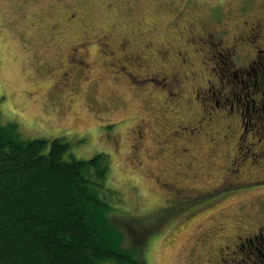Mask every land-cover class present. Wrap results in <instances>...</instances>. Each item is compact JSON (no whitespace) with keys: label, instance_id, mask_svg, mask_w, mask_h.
Listing matches in <instances>:
<instances>
[{"label":"rangeland","instance_id":"374dc122","mask_svg":"<svg viewBox=\"0 0 264 264\" xmlns=\"http://www.w3.org/2000/svg\"><path fill=\"white\" fill-rule=\"evenodd\" d=\"M263 1L0 0V123L17 124L23 139L67 138L72 144L65 155L68 159L107 154L110 173L105 196L114 208L112 222L124 235V247L140 251L147 264H261L264 241H254L244 248L241 244L264 225V110L260 96H254L252 91L248 94L243 84L230 95V101L236 99L245 114H251L250 120L245 115L250 129L247 132L240 111L216 110L214 102L206 99L207 93L199 88L221 90L229 97L235 79L225 67L219 68L223 65L220 61H228L225 44L220 46L219 37L209 40L198 32L202 29H194L200 37L190 38L187 48L179 44L187 51L196 77L186 63L171 59L172 66L166 65L167 58L162 55L163 62L156 53L164 51L165 44H177L179 30L196 21L231 41L226 45L232 47L230 60L235 69L255 64L259 55L264 56V24L259 37L247 34L243 39L240 31L243 21L264 23L260 6ZM63 5L85 16L87 25L94 26L96 37L97 33H109L113 47L119 45L120 37L127 36L118 34H128L131 29L140 30L133 41H140L144 47L156 40L158 45L152 52L143 54L142 65L150 73L158 72V68L171 69L178 80L174 78L167 85L156 80L139 89L124 77L113 80L96 72L82 80L76 77L75 68L71 77L61 81L59 74L66 67L70 43H79L88 33L87 28L67 22L57 31L51 29L52 22L64 13H59ZM111 28L115 33L108 31ZM132 49L142 50L138 45ZM115 50L113 59L119 57L122 61L121 50ZM60 84L63 93L59 91ZM180 89L184 90L182 94H178ZM160 100L165 101V110ZM177 114L180 118L173 122ZM144 119L151 122L153 129L164 123L174 129L178 122L195 127L200 121L204 132L228 135L222 146L220 143V167L215 169L176 163L169 151L155 155L158 149L152 136L148 138L150 149L142 153L149 167L166 165L173 179L189 187L207 191L219 185L222 188L213 196L194 201L202 203L207 197L211 202L189 221L186 217L192 205L174 209L164 205L169 195L164 187L132 162L131 143L135 136L131 128ZM229 123L232 130L228 129ZM109 133L111 138L106 135ZM225 243L230 244V249H222L221 254L218 249ZM239 248L242 249L237 254L233 252ZM248 257H254L252 261L256 263L244 262Z\"/></svg>","mask_w":264,"mask_h":264},{"label":"trees","instance_id":"16d2710c","mask_svg":"<svg viewBox=\"0 0 264 264\" xmlns=\"http://www.w3.org/2000/svg\"><path fill=\"white\" fill-rule=\"evenodd\" d=\"M71 145L0 123V264H147L112 222L108 155L68 159Z\"/></svg>","mask_w":264,"mask_h":264},{"label":"flooded vegetation","instance_id":"af4514ba","mask_svg":"<svg viewBox=\"0 0 264 264\" xmlns=\"http://www.w3.org/2000/svg\"><path fill=\"white\" fill-rule=\"evenodd\" d=\"M260 6L261 10L264 12V1L260 4ZM83 18L84 16L78 14L76 10L66 8L64 13L60 14V19H56L52 22L53 25L51 26V29L53 31H57L59 26L63 24V22H67L70 25L72 24L81 26L87 28L88 30V33H85L83 40H81L79 43H70L67 52L66 67H63L61 69V73L59 74V76L61 75V81L65 82L67 77H71L75 68L76 69L74 70V72L78 73L76 77H81L82 80H86L88 78V74L92 75V73L96 72V74H99L102 77H110L113 80L124 77L128 80L129 84L139 89L145 88L146 85L150 84L149 82H156V80L163 82L164 85H167L175 78L176 73L171 69L158 68V72L150 73L144 67V65H142L141 59L143 58V54L152 52V48L157 44L156 40H152L150 44H146L144 47V45L139 44L140 41H133L134 36L138 35L140 30L131 29L128 34L122 32L118 34L119 36H127L120 37L119 39H121V42H117V44L119 45L113 47L110 42L109 33H97L96 37L94 31H92L94 29V26L89 23L87 25L85 18ZM202 24L203 23L191 21L189 25L184 26L177 33V36L179 37L175 39L177 44H168L167 46L165 44V46L163 47V49L165 48V50L158 51L156 55L158 56V58L163 60V62L164 59L162 55H164L168 60L167 62H164L166 65L172 66L171 59H174L181 60V63H186L188 67L192 68L193 63L190 61V57L188 56L187 51H183L182 49H180L179 44L182 42L183 48L185 49L191 43L189 41L190 38L200 37L196 34V32H194V29H202V31L199 30L198 32H201L211 41L219 37L220 46H223L224 43V50L228 52L226 58V60L228 61H220L219 64L222 63L223 65L219 68L222 69L223 67H225L226 71L231 74L232 78L235 79L233 82L234 84L231 85L229 97L227 94L223 95V92L221 90L215 92L212 89H208L209 87L204 89L199 88V90L205 91V93H207L206 99L214 102L213 107L216 108V110H228V113H238L240 111L242 120H244L245 123L244 130L247 132L250 129L249 124L246 122V114L241 109V106L237 104L238 102L236 101V99V105L235 102L230 101V95L233 94L232 90L235 89V87H238L239 84H243L244 88L248 90V94H251L252 91L254 96H260V102L264 110V56L259 55V64L257 63L258 61H256L255 64L245 66L243 69H235L236 65L233 62L231 63L230 60L232 47L226 45V41H231H229L227 37H224L220 32L213 31ZM263 24L264 23L262 22V20H260V22L243 21V29L240 31V34L242 35L243 39H245V35L247 34L251 37H254V35L259 37L261 35ZM244 28H247L248 31H246ZM184 29H186L185 33L182 32ZM108 31L115 33L112 28L108 29ZM226 31H228L227 28ZM88 34L89 36H86ZM219 34L222 35V37H220ZM135 45L141 47V52L140 50L132 49ZM115 48H119V50H121V53L123 54L122 61L119 57L113 59L114 55L116 54ZM258 51L261 52L262 50L258 49ZM218 53L220 54V56L222 55V53H220L219 51ZM135 69L141 70L144 74L136 73L134 71ZM96 70H99V72H97ZM190 72L194 77L198 75L196 70L193 68L192 70L190 69ZM175 80L177 81L178 77H176ZM57 83L59 82L57 81ZM164 87L165 86H163V88ZM62 90L64 91L63 88ZM183 92L184 90L180 89L178 91V94H182ZM198 94L199 93L197 92L196 96H198ZM253 102L256 106V97L253 99ZM164 103L165 101L160 100V104L163 108ZM247 113L248 114L246 115V117H248V119L250 120L251 114L249 112ZM179 118L180 115L177 114L173 119V122L174 120H177ZM208 119L212 121L214 118L213 116H210ZM197 122L198 123L195 125V127H191L190 125H182L178 122L177 126L174 129L171 128L170 123H164L162 127L153 129V126L151 128V122L144 119L140 121V123H137L135 127L131 128V133L135 136L132 139L131 143L132 162L142 167L141 170L147 177L154 178L157 183L161 184L164 187L165 191L169 194L165 198L166 201L164 205H167L168 207L173 209L178 208L182 205H192L186 217V220L188 221L191 219L194 213L196 214L199 211L200 208L206 207L209 202H211L207 201V197L203 200L202 203L194 201L200 200L207 195L213 196L214 194H217L219 190L222 189L220 188L221 186H215L212 190L207 191L200 190L195 187H189L188 185H183L180 180L175 178L173 179V177L168 173L166 165L158 169L149 167V164L145 162L142 152L148 151L150 149L148 138L149 136H152L153 143L158 149L154 152L155 155L162 151V154L165 155V152L169 151L170 158L173 159L176 163H182L187 166L196 165L200 169L219 168L220 163L218 161V157L221 155L220 143L222 146L228 140V135L225 134L222 137L217 134L204 132L202 123L200 121ZM252 123H254L253 120ZM228 127L229 130L233 129L230 123L228 124ZM151 131L152 133H150ZM88 133L89 132H72L73 135H86ZM106 135L111 138V133ZM257 229L258 230H255V232L249 235V237H246V239L248 240L247 243H241L243 244V248L246 246V244H254V241H264V238H262L264 225L259 226ZM237 238L242 239V236H238ZM229 245V243H225V245L223 247L221 246L218 251L221 254H224V252H222V249L226 248V250H229ZM241 249L242 248H239V250H235L233 252L237 254V252L241 251ZM253 258L254 257H248L247 260L244 259L243 261L249 263V261H252ZM259 262L261 264H264V257L259 260ZM252 263L256 262L253 260Z\"/></svg>","mask_w":264,"mask_h":264}]
</instances>
